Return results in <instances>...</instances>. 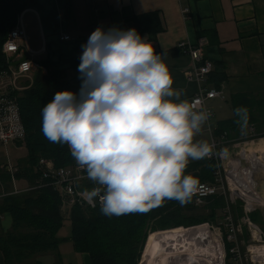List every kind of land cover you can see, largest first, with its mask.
Returning a JSON list of instances; mask_svg holds the SVG:
<instances>
[{"label":"clouds","instance_id":"9594fccd","mask_svg":"<svg viewBox=\"0 0 264 264\" xmlns=\"http://www.w3.org/2000/svg\"><path fill=\"white\" fill-rule=\"evenodd\" d=\"M81 47L79 92L58 91L45 103L41 131L67 145L93 183L83 199L107 216L190 202L200 181L186 174L189 163L214 155L213 145L195 139L210 113L182 99L164 54L135 28L99 26ZM234 112L243 130L248 110Z\"/></svg>","mask_w":264,"mask_h":264},{"label":"crops","instance_id":"0c3cea01","mask_svg":"<svg viewBox=\"0 0 264 264\" xmlns=\"http://www.w3.org/2000/svg\"><path fill=\"white\" fill-rule=\"evenodd\" d=\"M36 1V7L26 8L22 16L29 45L35 52L31 58L38 66L36 71L40 62H49L52 67L63 70L71 90L79 92L81 80L72 63L80 59L81 45L87 42L90 34L99 26L126 29L134 15L153 11L157 13L162 31L154 38L147 33L141 36L149 39L157 53L164 54L174 80L173 88L184 91L182 99L189 100L199 85L214 87L215 81H221L224 99L208 102L214 110L213 128L235 118L231 96L243 93L254 96L258 107L253 112L259 119L250 123L254 124L256 133L264 134L258 130L259 124L264 122L261 120L264 116V0ZM182 7L189 9L187 19L182 16ZM65 35L69 38L64 39ZM179 42L200 46L213 62L205 82L200 84L186 78L192 60L188 53L176 49ZM42 71L45 72V68ZM243 131L245 128L242 130L239 124L236 140L242 139V143L247 144L243 148L258 151L255 160L260 159L264 155L259 152V148L264 147V136L245 140ZM195 139L199 140L197 136ZM204 140L209 141V136H204ZM233 150L231 148L228 156H232ZM253 161L247 162L252 164ZM255 178L259 192L264 194V170H259ZM235 208L237 210V205ZM11 222L9 213L0 214V230L9 229ZM58 232L57 249L38 255L40 264H90L89 256L76 250L70 236ZM0 264H4L1 251Z\"/></svg>","mask_w":264,"mask_h":264},{"label":"trees","instance_id":"16d2710c","mask_svg":"<svg viewBox=\"0 0 264 264\" xmlns=\"http://www.w3.org/2000/svg\"><path fill=\"white\" fill-rule=\"evenodd\" d=\"M36 5V0H0V71L8 66V60L2 52V44L7 34L15 26L20 12ZM129 28H135L140 35L147 33L152 38L162 31L157 13L153 11L134 15L131 25L126 29ZM79 63L80 59L72 63L73 69L77 72ZM39 65V69L33 74L31 86L22 91L17 98L25 129L22 144L28 153L25 159L26 167L16 176L24 175L30 181L35 175L38 176L34 169L39 158H49L55 166L68 165L73 158L67 145L49 142L41 131L43 106L56 92L72 91L69 81L63 70L52 67L49 62L43 61ZM42 68L46 71L43 72ZM220 83L221 81H215V87H219ZM231 104L234 110L241 106L248 110L247 123L259 119L253 112L256 102L251 94H234L231 96ZM261 117V120H264V116ZM237 120L238 117L235 115L231 120L218 123L215 133L219 134L220 131L226 130L228 134L231 132L234 138L237 137L239 125ZM258 136L262 137L264 134L257 133ZM7 167L0 166V183L5 186L6 193L0 200V214L9 213L12 222L7 231L0 233V251L4 264H26L33 256L57 249L59 239L56 234L63 223V206L58 194L45 185L27 194L8 193L13 176L9 173L12 170ZM214 169L215 165L207 159L191 161L186 174L196 176L201 183L212 180ZM206 201H210L205 206L207 214H193L197 207L193 206L191 201L181 205L176 200H165L147 213L120 216L104 215L100 207L82 209L75 205L70 207V238L76 250L88 254L90 264H137L140 254L142 255L138 264H144L145 253L160 236L182 232L183 229L179 227L182 225L189 226L206 220H216V212L224 203L222 196H213ZM36 264H40L38 259Z\"/></svg>","mask_w":264,"mask_h":264},{"label":"built area","instance_id":"2783aa9c","mask_svg":"<svg viewBox=\"0 0 264 264\" xmlns=\"http://www.w3.org/2000/svg\"><path fill=\"white\" fill-rule=\"evenodd\" d=\"M24 9L17 16L15 26L9 31L2 44V52L8 60V66L0 71V143L23 142L25 129L20 117L17 98L19 94L31 86L33 74L38 66L33 62L35 52L28 42L26 27L23 23ZM182 16L188 18V7H182ZM68 39L69 36H63ZM176 48L183 53H188L192 64L186 71L188 80L194 79L198 83L206 81L213 68V62L204 55L200 46L179 42ZM12 62H17L16 64ZM224 99L221 86L205 87L199 85L189 101L197 105L198 110L210 113L209 119L203 125L209 136V143L213 145L214 155L206 158L215 165L212 180L200 183V188L193 195L191 203L195 207H201L206 200L213 196H222L224 203L220 207L221 221H204L191 226H179L183 229L185 239L180 241L182 263L178 264H264V230L253 222L249 214L257 209L264 208V196L259 192L255 175L259 170H264V155L256 159V163L248 164L255 156H247L248 159H236L230 157L227 162L225 157L216 155L222 149L233 145L240 150V143L236 139L228 138L226 130L215 133L211 124L214 118V110L208 104L213 99ZM245 138H257L253 123H248ZM255 154V153H254ZM229 153H227L228 157ZM234 156V155H233ZM240 161L246 165L242 166ZM248 161V162H247ZM251 162V161H250ZM10 168V167H9ZM35 172L42 182L40 186L51 187L59 196L62 206L82 209H95L100 207L97 202L95 207L89 205L82 196L85 190L94 187L87 179V174L80 169L72 158L70 164L55 166L49 158H39L35 164ZM232 205H240L243 215L237 218ZM247 228V237L243 239V227ZM193 232L203 233L199 243H194L187 236ZM179 259L178 255L172 257ZM177 264V263H173Z\"/></svg>","mask_w":264,"mask_h":264},{"label":"rangeland","instance_id":"374dc122","mask_svg":"<svg viewBox=\"0 0 264 264\" xmlns=\"http://www.w3.org/2000/svg\"><path fill=\"white\" fill-rule=\"evenodd\" d=\"M255 107H258L257 105H255ZM257 114V113H256ZM255 114V115H256ZM259 115V114H258ZM257 116V115H256ZM211 124L214 126L215 124V120L212 119L211 120ZM259 129L258 130H261V131H264L262 129H264V122H262V124H259ZM205 129V126H202V130L201 132L197 135V137L199 138V140H204V136H207L203 130ZM205 131V130H204ZM229 137H231L232 139H236L233 137V134L232 133H229L228 134ZM245 140H249V138H243ZM242 140V139H240ZM239 141V140H238ZM242 145H247V144H244V143H240L239 147ZM251 146L253 147V149H255V145L251 144ZM232 149H237L236 147H234L233 145H230L229 146V150ZM233 150V151H235ZM261 152H264V150H262ZM27 150L24 146V144H22V142H17V143H8L6 145L0 143V166L1 165H6L8 167H10V169L12 170L11 172H9L12 176H13V179H11L10 181V186H9V190H8V193H11L13 195H21V194H27V193H30L32 192L34 189H37V187H39L41 185V181L40 179L38 178L37 175L34 176V178L32 179V181H30L29 179H27L26 177H24V175H21L20 177H17L16 174H20L22 173V169L25 166V159L27 157ZM230 157H234L233 154L232 156H226L224 158V161L227 162L228 159ZM35 171V169H34ZM4 185L2 183H0V200L1 198L3 197V195H5L6 193L4 192ZM208 202L210 201H206L204 203L203 206L201 207H197L193 210V214H200V213H206L207 210L205 208L206 204H208ZM240 205L238 207V212H236L237 214V218H240V216L243 215V212L242 210H240ZM232 209L235 210V205H232ZM235 210V211H237ZM190 212V211H189ZM188 212V213H189ZM207 214V213H206ZM217 215H215V218L216 220L215 221H221V214H220V208L217 210L216 212ZM70 215H71V208L70 207H67V206H63L62 208V216H63V223H62V226L59 228V232H63V234L65 233L66 235H69L71 237V222H70ZM249 217L250 219L255 222L262 230H264V213H262V211L260 209H257L255 211H252L250 214H249ZM206 221H210V222H214L213 220H206ZM194 225V224H192ZM184 226V225H182ZM191 226V225H189ZM168 229V228H167ZM170 229V228H169ZM8 230V229H7ZM6 230V231H7ZM165 230V229H163ZM243 230V239H246L247 237V228L244 226L242 228ZM149 232H152V231H148ZM0 233L3 234V230H0ZM174 234V233H172ZM148 236V234H147ZM146 236V237H147ZM164 236V235H163ZM163 236H160L154 243V245L149 249V251H147L145 253V256L147 254V256L145 257L144 256V264H148L149 262V259L150 257L152 256L153 252H152V248L155 246L156 242L162 238H166V237H163ZM166 236V235H165ZM168 237V236H167ZM60 238V236H59ZM65 238V236H61L60 239H63ZM143 247H144V244H143ZM143 247H142V250H143ZM142 250H141V253H142ZM86 253V252H84ZM87 254V253H86ZM88 255V254H87ZM141 255L140 254V257L137 261V264L139 263L140 261V258H141ZM37 256H33L29 259L28 263L26 264H36V259H37ZM44 264V263H43Z\"/></svg>","mask_w":264,"mask_h":264},{"label":"bare ground","instance_id":"6f19581e","mask_svg":"<svg viewBox=\"0 0 264 264\" xmlns=\"http://www.w3.org/2000/svg\"><path fill=\"white\" fill-rule=\"evenodd\" d=\"M243 146V145H242ZM258 150V149H257ZM262 150H264V147L259 148V152H261ZM234 157L237 160L238 159H247V156H255L254 153L258 152L256 150H252V149H245L243 147H240L239 151H232ZM248 160V159H247ZM254 162L256 163L257 161L255 159H253ZM262 196H264V194H262ZM184 232V231H182ZM182 232H178V233H174V234H168L171 236H163L166 238H162L160 240H158L155 244V246L151 249L153 254L149 259L148 264H173V263H182L181 261V257L180 254L181 251V245H180V241H182L183 239H185V233ZM181 233V234H179ZM203 237V233L201 232H193L192 234H190L189 236H187L186 240L191 239L195 244L199 243L200 238ZM182 238V240H181ZM149 251V250H148ZM174 255H178L179 259L174 260L172 257ZM147 256V254H146ZM145 256V257H146Z\"/></svg>","mask_w":264,"mask_h":264},{"label":"water","instance_id":"95a60500","mask_svg":"<svg viewBox=\"0 0 264 264\" xmlns=\"http://www.w3.org/2000/svg\"><path fill=\"white\" fill-rule=\"evenodd\" d=\"M14 64H16L17 62H12ZM241 162V165L244 166L246 165V163L244 161H240ZM7 169H9V167H7ZM256 179V178H255ZM262 211V213H264V208L260 209Z\"/></svg>","mask_w":264,"mask_h":264}]
</instances>
